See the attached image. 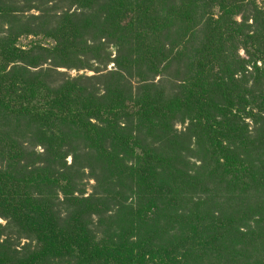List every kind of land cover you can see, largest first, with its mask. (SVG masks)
Here are the masks:
<instances>
[{"label": "trees", "instance_id": "16d2710c", "mask_svg": "<svg viewBox=\"0 0 264 264\" xmlns=\"http://www.w3.org/2000/svg\"><path fill=\"white\" fill-rule=\"evenodd\" d=\"M258 63L256 0H0V264H264Z\"/></svg>", "mask_w": 264, "mask_h": 264}, {"label": "rangeland", "instance_id": "374dc122", "mask_svg": "<svg viewBox=\"0 0 264 264\" xmlns=\"http://www.w3.org/2000/svg\"><path fill=\"white\" fill-rule=\"evenodd\" d=\"M256 1H257V4L259 6H262V4H264L263 0H256ZM74 9L75 8H72V11L71 12H73ZM32 13L35 14L34 11ZM260 20H262V19L260 18ZM236 21L241 22V16H237L236 17ZM249 24L250 25L252 24V21L251 20H249ZM261 24H262V22H261ZM32 40L36 41L35 38H33V37L24 38V39H22V43H23V45L26 46V45H29L30 41H32ZM115 51H116L115 48H113V47L110 48V51L109 52L112 54V58L115 57ZM240 56H242L243 58L245 57V55H244V53H243L242 50L240 51ZM257 65H258V67H261V68L264 67L262 65V63H258ZM113 69H114V65L113 64H111V65L108 66V71L113 70ZM249 70L251 71L252 68L249 67ZM58 71L64 73L65 76L70 77V78H77L79 76L92 77V76L95 75L93 72L86 71V70L77 71V70L60 69ZM159 79L160 78H157L156 79V82L159 81ZM263 91H264V85H263ZM245 123L249 124V127H250L249 129L252 130V128L254 126V123H253L252 119L251 118H246ZM176 129H178V131L180 132V130H182L183 128H182V126L180 124H178L176 126ZM38 151H41L40 148H38ZM68 162H70V159H68ZM191 162L197 163V161L195 159H191ZM196 165H197V167H199L200 163L198 162ZM208 174H209L208 172L207 173L206 172L203 173V175H202L203 177L201 178V182L200 183H197V185L196 184L195 185H190L189 186L190 190H187V191H189L188 193L191 192V193H193L195 195L196 198H198L201 194H204V193H207L208 191H210V188L213 189V188H215L217 186H220L225 192H228L229 194L232 193V191L229 192L231 189H234L235 190V188H231V187L228 186L229 185V182L224 181L222 175H221V177L218 175V177H216V178L213 179L212 177H209ZM242 177H244V176H242ZM226 178H227V180H229L228 177H226ZM248 179H250V178L248 177V178L245 179V183L246 184L249 183ZM88 185L89 186L87 187V193L90 194L91 191H92L91 186L94 185V183L92 181H90V183ZM164 190H166V189H164ZM165 193H166V191H165ZM169 193L170 194L166 193L167 197L168 198H171L172 200H173V197H174V199L176 197V200H175L176 204H180L179 203V198L181 196V193H180V195L179 194H175L176 192H175L174 189L172 190V192L170 190ZM166 195H165V199H166ZM166 201H167V199H166ZM239 203H242V202H239ZM255 218L258 219L257 216ZM97 220H98V218H93V221L94 222H96ZM251 221H253V220H251ZM6 223H7V221L5 219H3V218L0 217V225H2L3 227H5L6 226ZM245 225H247V227H250V225H251L250 220L245 221ZM104 227H105V223L102 226V229ZM253 227L254 228H257L258 227V230H260V227L258 225H254ZM241 231H242L241 233H243L244 236H246V234H247L246 228H243ZM15 233H16L15 230H13V232H10L9 234L12 235V236H15L14 237V240H17L16 239L17 234H15ZM243 238H245V237H243ZM17 243L19 244L18 246L22 247L25 243H27V241L26 240H22V241H19L18 240ZM245 248H247V246ZM252 252H253V250L251 249L248 253L249 254L250 253L252 254ZM228 253L229 254H233L234 252H232V253L231 252H228ZM207 260L208 259L205 258V261H207ZM211 260H212L211 261V264H226V261H223V260L221 261V259L218 258L217 256L211 258ZM257 260H258V262H263L264 263V259L262 260V256L259 257V258H257Z\"/></svg>", "mask_w": 264, "mask_h": 264}]
</instances>
